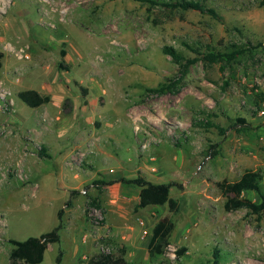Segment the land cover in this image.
I'll use <instances>...</instances> for the list:
<instances>
[{
  "label": "rangeland",
  "instance_id": "374dc122",
  "mask_svg": "<svg viewBox=\"0 0 264 264\" xmlns=\"http://www.w3.org/2000/svg\"><path fill=\"white\" fill-rule=\"evenodd\" d=\"M199 1L218 17L190 9L160 20L157 8L135 0H0V82L14 100L11 111L0 109V264L9 263L11 239L51 231L61 209V240L39 264H91L122 246L133 264H215L216 251L219 264H264V214L227 211L218 186L253 169L264 192V0ZM235 44L252 50L231 62L204 56ZM165 46L185 61L199 58L178 93L150 90L182 76ZM63 49L70 71L59 68ZM29 88L46 102L22 103ZM18 107L29 113L22 124L13 120ZM238 117L253 128H231ZM60 139L79 175L68 197L59 187ZM139 175L181 183L171 190L178 211L140 207V188L120 182ZM243 197L261 201L255 190ZM68 201L81 210L67 214ZM165 216L176 225L170 246L152 256V230Z\"/></svg>",
  "mask_w": 264,
  "mask_h": 264
},
{
  "label": "trees",
  "instance_id": "16d2710c",
  "mask_svg": "<svg viewBox=\"0 0 264 264\" xmlns=\"http://www.w3.org/2000/svg\"><path fill=\"white\" fill-rule=\"evenodd\" d=\"M149 3V8H157L160 12L157 18L162 20L163 16L171 17L176 11H187L190 9L199 10L204 13H210L213 17H218L217 12L210 7H207L203 2L199 0H135ZM234 49L225 52L214 53L211 50L204 56L209 62L214 63L220 60H226L228 62L234 61L238 56L244 54L247 50L244 46L233 45ZM164 52L173 57L174 61L180 65L182 76L162 83L159 87L150 89L159 94H167L169 92L178 93L180 84L183 81L184 76L188 73L190 66L198 61V57L187 59L181 55L178 50L172 46H165ZM252 50V49H251ZM62 60L59 62V68L70 71V67L67 65L64 57L66 56V50L61 51ZM202 54V53H200ZM185 61V62H183ZM2 63L0 61V67ZM18 97L28 104H43L46 102L44 97L39 91L29 89L20 91ZM209 126H216L221 134H226L227 128H222L215 125L212 121L207 120ZM240 133H247L253 127L244 117H238L236 123H233L232 127ZM214 153V155H216ZM42 156H48L45 148L40 152ZM262 175L260 171L248 169L241 177L233 182L223 180L218 182L219 188L227 196L225 202V209L227 211L237 210L241 208L248 209L253 214H264V192L261 188ZM116 181H106L104 179L96 180L97 184H113ZM120 182L127 184H134L140 188V207H146L149 205H165L168 204L172 212H177L179 209V200L171 197V190L173 187L183 188V185L177 181L155 183L149 181L146 177L139 175L138 177L127 179L122 178ZM247 190H255L260 193L261 201L255 202L249 198L243 197V192ZM71 205L68 201L67 206ZM91 205L100 206L97 197L92 198ZM63 209L59 211L60 223L51 231L41 234L40 236H31L25 240L11 239L10 242L13 245V249L10 252V258L8 264H39L44 260L45 252L51 244L58 243L61 240L60 231L64 227ZM175 222L169 216L162 217L158 220L152 230V237L148 244V250L150 255H160L166 252V249L170 246V237L175 229ZM103 251L92 259L91 264H133L126 258L127 248L122 246L117 248L116 251ZM187 247L183 246L177 250V260L185 255ZM219 252L216 251V262L219 264ZM61 259V253L59 254L58 260ZM182 264V263H180Z\"/></svg>",
  "mask_w": 264,
  "mask_h": 264
},
{
  "label": "crops",
  "instance_id": "0c3cea01",
  "mask_svg": "<svg viewBox=\"0 0 264 264\" xmlns=\"http://www.w3.org/2000/svg\"><path fill=\"white\" fill-rule=\"evenodd\" d=\"M6 64L7 63L2 62V66L0 67L1 71L5 70V68H7ZM20 101L25 104V102H23L22 100H20ZM27 116H29V113L26 112L25 108L24 107H18L17 113L13 116V120L15 121L16 124H22L25 122ZM59 141H60L59 149H58V151H59V187H61V189L64 191V195H66L68 197L69 196V190L74 188V185L76 182L75 178H76V176H79V175H77V174L73 175L71 173L72 169H70L66 166L67 159L70 158V154L72 151L66 147L67 143H64V141H62L61 139ZM43 148H45V150H46L47 145L46 144L43 145L42 149ZM26 161H25V164L31 168V162H29V160H26ZM80 210H81V203H78V201H75L73 204L68 206V209L66 212H67V214H70L71 212L80 211Z\"/></svg>",
  "mask_w": 264,
  "mask_h": 264
},
{
  "label": "built area",
  "instance_id": "2783aa9c",
  "mask_svg": "<svg viewBox=\"0 0 264 264\" xmlns=\"http://www.w3.org/2000/svg\"><path fill=\"white\" fill-rule=\"evenodd\" d=\"M6 48H9V47L7 46ZM17 56L19 58H24L25 56H27V54L24 50H21L17 52ZM16 80L19 82L20 78L17 77ZM10 95H11V92L8 91L6 88H4L3 83L0 82V109L4 112L11 111L13 109L14 100L11 97H9ZM17 175H19L20 177H23L22 171H18ZM148 233L149 231L145 230L143 233V237H147ZM103 251H110V249L108 248ZM176 254L173 255L174 258H176Z\"/></svg>",
  "mask_w": 264,
  "mask_h": 264
}]
</instances>
